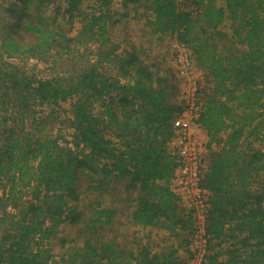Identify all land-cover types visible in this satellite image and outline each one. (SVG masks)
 <instances>
[{
  "label": "trees",
  "instance_id": "16d2710c",
  "mask_svg": "<svg viewBox=\"0 0 264 264\" xmlns=\"http://www.w3.org/2000/svg\"><path fill=\"white\" fill-rule=\"evenodd\" d=\"M54 1L0 0V264H184L180 250H188L195 219L171 189L178 162L169 143L185 99L174 100L177 83L143 51L119 50L111 39L115 0H95L87 11L85 0H60L48 12ZM121 1L135 12L141 3ZM143 7L153 33L174 35L210 74L199 119L217 146L202 179L212 192L204 264H264V0H144ZM5 55L78 60L41 78ZM70 97L72 114L60 119L55 109ZM44 105L47 117L68 123L71 139L42 132L35 108ZM84 180L94 191L123 181L137 191L131 220L175 242L157 250L118 243L103 233L118 211L100 201L81 221ZM65 221L85 225L81 241L64 240L55 255Z\"/></svg>",
  "mask_w": 264,
  "mask_h": 264
},
{
  "label": "rangeland",
  "instance_id": "374dc122",
  "mask_svg": "<svg viewBox=\"0 0 264 264\" xmlns=\"http://www.w3.org/2000/svg\"><path fill=\"white\" fill-rule=\"evenodd\" d=\"M178 1L184 3L185 0ZM59 2L60 0L54 1L50 5L48 12H51L54 9V5L59 4ZM140 2V4H137V12H135L132 7L124 6L121 0H115L111 6L112 12L115 14L112 23L108 26L111 39L119 44V50L143 51L142 57L146 63L160 67L163 74H169L172 82L177 83L178 86V89L174 91L176 92V97L174 98L176 102L186 99V95L191 93L196 87L202 88L200 95H198L202 99L204 96L203 91L208 87L210 74L198 66L193 51L188 46L179 43L174 35L153 33L152 29L146 24L148 14H146V10L143 7L144 0ZM91 6H98L95 0H85L80 8L82 11H87ZM80 19V17L75 18L73 32L80 26ZM57 21L68 34H72V31L68 30L70 24L67 18H63L60 14L57 17ZM222 28L224 29V27ZM15 38L19 37L16 36ZM29 41H32L30 37L23 38V42ZM221 41L226 42V39L224 38ZM25 57L22 58L20 55L12 57L4 56L6 60L20 64L27 71L28 75L41 78L50 77L58 71H67L78 60L55 63L54 58L46 57L38 59L35 57ZM178 59L179 61L183 60L184 65L180 64L181 62ZM81 61L82 64H85L83 59ZM181 69L185 71L181 72ZM109 70L112 75L116 73V70L113 68ZM73 101L74 99L70 97L66 101L61 102V105L55 109V115L63 120L70 117ZM35 110L39 111L36 117H41L42 120L45 119L43 125H40L42 132H48L52 135L60 133L66 139L72 138V130L67 126L68 123H59L58 121H53L51 116L47 117V113L50 111L49 106L36 107ZM25 123V126L29 129L36 125L31 117H28ZM262 137L259 146L264 149V135ZM214 149H216V146H214ZM87 185L85 180L81 182V200L77 203L79 209L83 211L81 221L91 217V213L99 206L96 201H100V205L116 208L118 211L114 217L113 224L103 230V233L106 232L108 236L115 238L118 243L128 247L147 245L153 250H157L175 242L170 237L168 231L156 227H142L131 220L129 214L135 204L137 191L126 189L123 181L113 180L107 189L101 191L88 190L86 188ZM84 226L82 222L72 224L70 221H65L61 223L57 227L53 239L52 249L55 255H60L63 252L64 247H66L65 241L73 239L79 243L81 239L78 235ZM195 230L188 236L190 240L187 247L188 250H180L184 264H204L205 258L200 257L202 247L201 249L196 248L197 239L195 238Z\"/></svg>",
  "mask_w": 264,
  "mask_h": 264
},
{
  "label": "built area",
  "instance_id": "2783aa9c",
  "mask_svg": "<svg viewBox=\"0 0 264 264\" xmlns=\"http://www.w3.org/2000/svg\"><path fill=\"white\" fill-rule=\"evenodd\" d=\"M179 62L184 65L183 60ZM183 71L185 70L181 69V72ZM201 91L202 88L196 87L186 95L183 109L174 120L176 135L170 141L169 149L178 162L170 186L178 196L180 203L192 211L195 219L196 248L201 249L202 247L200 257L205 258L208 253L206 217L212 192L203 186L202 179L208 168V154L216 150L217 146L209 145V137L206 138L208 135L199 122L202 101L198 95ZM202 134L203 137L205 135L204 138Z\"/></svg>",
  "mask_w": 264,
  "mask_h": 264
},
{
  "label": "crops",
  "instance_id": "0c3cea01",
  "mask_svg": "<svg viewBox=\"0 0 264 264\" xmlns=\"http://www.w3.org/2000/svg\"><path fill=\"white\" fill-rule=\"evenodd\" d=\"M206 138H208V136Z\"/></svg>",
  "mask_w": 264,
  "mask_h": 264
}]
</instances>
